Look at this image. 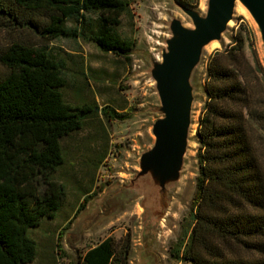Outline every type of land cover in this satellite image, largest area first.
Masks as SVG:
<instances>
[{"label":"trees","instance_id":"obj_1","mask_svg":"<svg viewBox=\"0 0 264 264\" xmlns=\"http://www.w3.org/2000/svg\"><path fill=\"white\" fill-rule=\"evenodd\" d=\"M133 16L129 0H0V264L32 262L29 229L69 205L77 215L111 183L94 190L112 121L138 107L117 83L134 63L137 41L124 28ZM242 28L207 61L190 228L169 250L180 264H264V63L251 26ZM63 39L93 42L113 68L88 66L58 45ZM53 71L68 82L77 73L94 78L101 111L44 118L10 106L29 74ZM72 188L80 205L71 204ZM133 247L128 229L90 246L75 264H130Z\"/></svg>","mask_w":264,"mask_h":264},{"label":"water","instance_id":"obj_2","mask_svg":"<svg viewBox=\"0 0 264 264\" xmlns=\"http://www.w3.org/2000/svg\"><path fill=\"white\" fill-rule=\"evenodd\" d=\"M161 8L157 32L132 52L138 57L132 73L147 92L145 104L132 116L142 118L148 139H137L126 178L95 197L83 227L88 230L138 207L134 264H163V234L193 169L207 61L213 50L231 41L239 9L250 22L264 62V0H201L200 7L184 0H161Z\"/></svg>","mask_w":264,"mask_h":264},{"label":"rangeland","instance_id":"obj_3","mask_svg":"<svg viewBox=\"0 0 264 264\" xmlns=\"http://www.w3.org/2000/svg\"><path fill=\"white\" fill-rule=\"evenodd\" d=\"M129 3L134 15V23L130 26L128 24L129 20L125 18L124 28L129 30L136 39L137 46L135 50L141 49L158 30V19L163 16L161 0H129ZM200 5L201 0H198L195 6L200 7ZM245 21L250 25L246 15L242 12L238 13L232 26V34L239 30L243 32L242 24ZM255 43L260 55L256 37ZM80 44L68 39H63L58 43L64 49L84 57L90 67L113 68L111 56H103L93 42L83 41ZM247 53H251L249 47H247ZM133 58L132 68L117 83L125 87V95L133 105H137V108H139L145 104L147 92L138 77L132 73L138 60L135 54H133ZM205 74L203 75L204 78ZM73 75L74 77L70 78L68 82V80L63 79V75L58 71H53L48 76L29 74L13 90V97L9 102L10 106L14 110L32 113L44 118L66 117L76 113L83 107L97 106L98 111H101L105 101L95 90L94 78L90 76L86 79L80 73ZM102 82L106 81L103 80ZM204 101L199 104L198 117ZM142 123L143 120L140 116L112 121L109 127L111 151L98 170L94 188L96 192L108 181L113 183L123 181L126 178V169L131 166V149L137 146L138 138L142 141L148 139V133L143 128ZM196 147L197 142L194 144L192 151L193 169L190 172L187 189L172 212L171 225L165 229L163 234V248H161L164 258L163 264H180L177 259L171 256L169 250L170 246L177 248L176 242L190 228L189 209L191 197L195 190V177L198 172ZM70 193L71 204L76 202L80 205L83 198L75 190L73 191V188ZM94 199L95 197L77 215L69 205L59 210L54 216L45 218L39 226L30 228L28 233L36 240L37 256L32 262L26 264H75L79 255H82L90 246L97 244L109 235L118 238L124 235L128 229L132 231L134 237L130 262V264H134L135 239L140 217L139 208H127L113 220L101 221L92 228L83 230L92 215V202ZM67 215H71V217L68 219Z\"/></svg>","mask_w":264,"mask_h":264},{"label":"bare ground","instance_id":"obj_4","mask_svg":"<svg viewBox=\"0 0 264 264\" xmlns=\"http://www.w3.org/2000/svg\"><path fill=\"white\" fill-rule=\"evenodd\" d=\"M240 12L244 13L241 9H239V10H238V13H240ZM244 14H245V13H244ZM245 15H246V14H245Z\"/></svg>","mask_w":264,"mask_h":264}]
</instances>
